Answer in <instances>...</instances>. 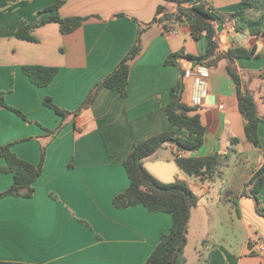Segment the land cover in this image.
<instances>
[{"label": "crops", "instance_id": "0c3cea01", "mask_svg": "<svg viewBox=\"0 0 264 264\" xmlns=\"http://www.w3.org/2000/svg\"><path fill=\"white\" fill-rule=\"evenodd\" d=\"M59 1L58 11H48ZM201 4L225 17L218 21L215 37L220 53L255 50L251 58H222L216 67H207L204 97L195 79L185 74L197 66L194 62L181 57L176 66L166 65L173 53L184 50L203 56L208 47L206 36L199 34L195 39L187 24L173 25L176 33L172 34L154 21L161 7L165 13L176 12V3L0 0V91L8 106L22 113L0 108V146L10 145L17 157L36 166L45 153L33 196L0 198V262L144 264L162 235L169 233L172 215L151 213L142 205L118 209L113 200L130 185L124 161L138 144L166 132L191 140L166 114L170 90L182 82V100L192 108V116L200 117L205 143L197 153H183L172 142L166 143L144 160V168L161 183L188 185L198 198L194 210L213 208L212 216H224L229 229L236 220L252 224L249 239L239 250L226 236L218 242L202 239L196 247L189 240L193 210L183 252L185 264H264L260 250L264 217L249 196L250 181L264 164V123L258 131L261 147L256 148L247 139L237 86L228 70L232 68L242 88L254 94L258 114L264 118V15L249 9L243 0H202ZM239 10H247L252 20L245 31H238L237 22L229 18ZM56 14L87 19L69 34H63L58 24L48 23L32 31L37 42L16 37L22 23L38 24ZM141 28H145L141 52L130 63L126 96L104 88L92 104L83 107L96 84L133 48ZM30 65L58 68V74L48 86L38 88L23 72ZM256 83L260 95L252 90ZM47 98L68 111L67 117L47 107ZM179 152L187 158L227 155L229 161L212 177H192L175 161L174 154ZM5 166L0 157V194L14 181L13 174L2 172ZM219 183L214 196L212 188ZM258 197L264 207V186ZM191 254L197 258L191 260Z\"/></svg>", "mask_w": 264, "mask_h": 264}, {"label": "trees", "instance_id": "16d2710c", "mask_svg": "<svg viewBox=\"0 0 264 264\" xmlns=\"http://www.w3.org/2000/svg\"><path fill=\"white\" fill-rule=\"evenodd\" d=\"M177 4V11L174 13H165L166 9L161 7L157 11L158 17L155 22H159L163 31L171 30L176 24H187L192 31L193 37L198 38L199 34H204L208 40L207 52L203 56H193L187 54L184 50L173 53L166 61V65H177L178 59L187 58L195 65L205 67H216L222 58H251L255 56V50L247 51L242 48L230 50L226 53H220L215 37L217 35L218 21L225 20V17L218 12L208 11L202 0H166ZM244 5L255 13L264 15V0H243ZM62 2H57L50 7L48 11L55 12L61 7ZM162 15V16H161ZM237 22V30L245 31L247 24L252 20L247 16V10H239L229 16ZM87 19V18H86ZM85 18L73 17L62 18L59 14L52 16L48 21L41 23H22L16 32V37L29 42H37L32 35V31L48 23H56L60 26L63 34H69L78 29ZM145 28H141L137 35V40L133 48L117 65V67L107 77L101 80L94 87L83 107H88L95 100L98 92L104 88L119 91L123 96L127 94L129 82L130 63L141 52V35ZM254 31V30H253ZM258 34L261 29L255 30ZM264 34V33H263ZM229 73L237 86V97L240 112L245 120V133L247 139L256 147H261L259 139V127L264 123V118L258 114L257 103L254 94L251 91L242 88L240 76L229 67ZM23 72L30 81L38 88L48 86L57 76L58 68L44 67L37 65L24 66ZM183 84L179 82L170 90V101L166 108V114L169 122L177 129L188 133L190 139L175 136L173 132H166L153 136L138 144L132 153L124 161V167L127 171L130 185L117 195L113 200V205L118 209L130 208L138 205L144 206L151 213H168L172 215V227L167 234H163L160 243L144 264H185L183 252L187 244L188 226L192 211L198 205V198L183 183L164 184L154 178L145 168L143 162L145 159L153 156L166 143L172 142L180 152L197 153L205 143V128L198 115L192 116L191 107L187 106L182 100ZM45 105L55 111L57 115L66 118L68 111L61 109L53 104L50 98L45 100ZM0 108H7L18 115L22 113L8 106L5 100V93L0 91ZM57 130L55 133H57ZM237 142V140H235ZM0 157L6 161V166L2 169L3 173L13 174V184L0 198L5 196L31 198L35 192V183L42 175L45 153L42 151L39 165H33L17 157L12 151L11 146H0ZM174 159L179 167L187 175L192 177H212L220 173L229 157L227 155H213L208 157H180L176 153ZM251 188L249 196L257 203V212L264 217V207L261 206L258 194L264 186V164L254 174L250 181ZM0 264H28L0 262Z\"/></svg>", "mask_w": 264, "mask_h": 264}, {"label": "rangeland", "instance_id": "374dc122", "mask_svg": "<svg viewBox=\"0 0 264 264\" xmlns=\"http://www.w3.org/2000/svg\"><path fill=\"white\" fill-rule=\"evenodd\" d=\"M256 84L257 85L253 86L252 90L256 95H260V85L259 83ZM220 186L221 184L219 183L218 185L216 184L214 188H212V194L214 196L216 195L215 193L219 191L218 188ZM195 187H199V184H197ZM193 189L196 190L197 188ZM217 202H219V200L211 203L212 206ZM213 210L214 209L211 207H202L193 211L192 221L190 224V244L197 247L198 245L201 246L200 244L202 239H213V241L218 242L222 239H225L226 236L232 241V243L238 250L241 249L244 243L249 239L248 228L249 225L252 224H250L249 221H247L246 224H243L241 220H236L233 229H229L224 222V216H212ZM196 258L197 256L195 254H191V260H194Z\"/></svg>", "mask_w": 264, "mask_h": 264}, {"label": "built area", "instance_id": "2783aa9c", "mask_svg": "<svg viewBox=\"0 0 264 264\" xmlns=\"http://www.w3.org/2000/svg\"><path fill=\"white\" fill-rule=\"evenodd\" d=\"M172 34H175L176 31L171 29L169 30ZM186 76L187 77H192L195 79L196 86L200 91V95L202 97L206 96L207 94V89H208V78H209V69L205 66L202 65H197L193 67L192 69L186 71ZM196 103H199V98L195 100ZM180 157H182V153H178ZM261 251H264V246L260 247Z\"/></svg>", "mask_w": 264, "mask_h": 264}, {"label": "water", "instance_id": "95a60500", "mask_svg": "<svg viewBox=\"0 0 264 264\" xmlns=\"http://www.w3.org/2000/svg\"><path fill=\"white\" fill-rule=\"evenodd\" d=\"M192 3V1H190V4Z\"/></svg>", "mask_w": 264, "mask_h": 264}]
</instances>
